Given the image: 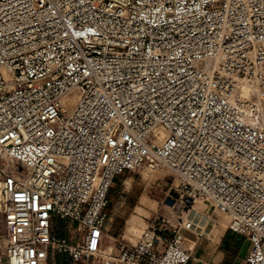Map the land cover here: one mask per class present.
I'll use <instances>...</instances> for the list:
<instances>
[{
	"label": "built area",
	"instance_id": "1",
	"mask_svg": "<svg viewBox=\"0 0 264 264\" xmlns=\"http://www.w3.org/2000/svg\"><path fill=\"white\" fill-rule=\"evenodd\" d=\"M143 165L174 174L183 207L224 211L264 264V0H0V264H85L114 177ZM169 227L117 257L186 264Z\"/></svg>",
	"mask_w": 264,
	"mask_h": 264
},
{
	"label": "crops",
	"instance_id": "2",
	"mask_svg": "<svg viewBox=\"0 0 264 264\" xmlns=\"http://www.w3.org/2000/svg\"><path fill=\"white\" fill-rule=\"evenodd\" d=\"M133 176L130 170H125L114 177L109 188L110 203L100 251L84 259L85 264H133L117 257L123 245L136 243L149 227H157L169 237V225L176 224H180L185 244L192 251L186 264H249L246 258L252 243L229 228V217L224 211L211 202L195 200L179 213L173 212L163 200L155 197L149 183L128 182ZM178 200H183L179 193ZM55 218L59 222V228L53 227L56 234L73 241L79 239L75 228L72 230L63 219ZM164 221L168 224L166 230L161 229ZM186 222H190V226H186ZM43 264L72 263L68 255L51 251Z\"/></svg>",
	"mask_w": 264,
	"mask_h": 264
},
{
	"label": "rangeland",
	"instance_id": "3",
	"mask_svg": "<svg viewBox=\"0 0 264 264\" xmlns=\"http://www.w3.org/2000/svg\"><path fill=\"white\" fill-rule=\"evenodd\" d=\"M130 171L134 174V176L133 179L128 182L149 183L155 197L159 200H163L173 212L179 213L183 210L184 207L178 200V179L174 176V174L165 169H155L144 165ZM160 218L163 219L164 217L161 216ZM54 225L55 228H59V222H56V218H53V227Z\"/></svg>",
	"mask_w": 264,
	"mask_h": 264
},
{
	"label": "bare ground",
	"instance_id": "4",
	"mask_svg": "<svg viewBox=\"0 0 264 264\" xmlns=\"http://www.w3.org/2000/svg\"><path fill=\"white\" fill-rule=\"evenodd\" d=\"M155 136L156 141L161 142L166 137V133L162 128H157L155 130Z\"/></svg>",
	"mask_w": 264,
	"mask_h": 264
},
{
	"label": "trees",
	"instance_id": "5",
	"mask_svg": "<svg viewBox=\"0 0 264 264\" xmlns=\"http://www.w3.org/2000/svg\"><path fill=\"white\" fill-rule=\"evenodd\" d=\"M53 232H54V229H53Z\"/></svg>",
	"mask_w": 264,
	"mask_h": 264
}]
</instances>
